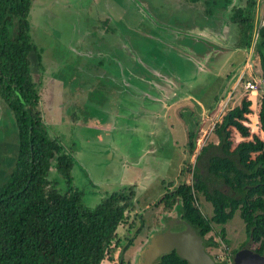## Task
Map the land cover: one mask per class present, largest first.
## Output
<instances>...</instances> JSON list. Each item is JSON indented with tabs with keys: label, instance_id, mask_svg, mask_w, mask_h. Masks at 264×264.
<instances>
[{
	"label": "trees",
	"instance_id": "obj_1",
	"mask_svg": "<svg viewBox=\"0 0 264 264\" xmlns=\"http://www.w3.org/2000/svg\"><path fill=\"white\" fill-rule=\"evenodd\" d=\"M32 1L0 0V100L13 112L19 137L14 167L0 185V264H124V254L139 232L134 235L132 231L139 221H129L136 209V185L109 193L95 207L83 203L82 192L74 182L75 159L50 135L32 74L33 59L41 60L30 35ZM206 3L208 8L220 4L219 0ZM221 5L227 6V0ZM232 20L238 29L235 45L250 46L254 26L251 12L246 16L242 10L233 11ZM255 47L264 78V24L258 28ZM252 105L253 100L246 95L240 104L228 109L214 126L219 143L203 146L197 155L203 167L183 168L192 173V183L183 179L171 188L172 183L156 201L160 207L156 227L161 226L162 216L176 211L204 238L206 249L219 244L215 235L230 244L224 226L239 211L247 240L225 260H219L222 264H229L238 250L250 247L249 243L257 244L253 249L264 255V93L259 110L262 134L249 138ZM188 139V153L192 154L197 148L198 130H191ZM53 159L58 160L57 172L51 177ZM201 169L219 179L229 192L210 188ZM62 179L66 190L61 187ZM201 195L213 205L211 217L198 204ZM215 224L222 229L208 236ZM123 225L128 227L120 235ZM155 264L188 262L174 250Z\"/></svg>",
	"mask_w": 264,
	"mask_h": 264
},
{
	"label": "rangeland",
	"instance_id": "obj_2",
	"mask_svg": "<svg viewBox=\"0 0 264 264\" xmlns=\"http://www.w3.org/2000/svg\"><path fill=\"white\" fill-rule=\"evenodd\" d=\"M62 1L64 0H33L29 15L31 39L39 46L45 59L41 64L33 59L31 64L34 80L42 93L43 114L50 135L57 138L65 146V153L69 152L75 159V168L72 169L74 182L82 192V201L85 205L95 207L109 193L125 186L136 185V209L132 211L129 221L133 219L139 221L135 230H132L134 235L137 231L139 232L136 234L133 246L124 254V264H136L137 254L150 234L160 229L167 221L178 217L176 211L166 214L160 218L161 226L156 227L155 219L160 210L156 201L167 192V188L172 183L174 184L171 188L176 187L183 179L187 183H192V173L187 170L183 171V168L198 164L200 168L203 167L204 162L197 160L199 151L209 143H219L214 126L222 120L228 109L240 104L246 95L253 100L252 109L254 111L249 115L252 134L249 138L262 134L259 110L264 93V83H261L260 90L256 94L247 92L242 86L252 76L262 80L260 78L261 64H257L256 59L258 52L256 47H253L254 52L251 51V53L254 56L250 57L252 59L249 58L247 62L252 66L247 64L245 70L233 74L232 79L230 78L227 82L228 75L236 71L242 64L241 62L246 60L248 55L246 49L218 51L219 54L216 51H213L216 54L204 51L206 55L202 59H197L191 53L188 55L185 50L186 54L181 53L179 56H174L177 66H186L187 73L181 74L183 78L173 75L171 79L173 83L170 86L158 80V87L160 91L167 92L166 96L162 95L156 100L154 96L160 93L156 90L153 91L154 96L146 91V97L140 96L142 90H136V93L124 90L119 96H112L105 92L107 80L104 79V71L97 57L101 53L99 50L103 48L104 39L99 30L103 24H96L95 34L92 35L86 33L87 27L85 26L76 27L72 32L69 26H59L60 29L63 28V31L71 33L67 36V41L57 40L54 47L48 41L41 40L43 33L49 30L53 32L56 21L60 20L59 22L64 23L63 13H67L68 9H65ZM106 1L100 0L97 4H104ZM226 10L229 13V8L222 13L225 14ZM260 22L264 21L259 19L255 22L256 30ZM228 25L234 41L237 38V25L233 22ZM162 32V30L158 32L161 38L163 37ZM52 39L54 42L57 37ZM85 42L91 45L88 50L93 52L86 53L89 55L86 58L88 62L83 65L82 57L79 59L74 49L88 48ZM212 42L225 49L222 41L218 42L213 39ZM55 47L62 50L60 55L59 52L55 54L57 50ZM175 48L181 49L178 46ZM65 59H72V66L69 67L67 63H64ZM63 66L69 67L66 72L69 75L66 79H72L71 82L69 81L70 85L81 87L84 86L85 75L91 79L94 77L93 92H90L93 100H89L93 102V109L87 108L81 101H76L67 119L59 121L49 113L52 103L45 85L50 78L53 79V75L64 71ZM163 78L165 79L166 76H162ZM72 88L71 86L70 89ZM115 97L120 98L117 100ZM109 100L115 101L114 105ZM0 112L1 185L14 167V160L19 149V137L15 116L1 100ZM191 130H198V141L196 150L189 154L187 142ZM237 138L241 139L239 135ZM57 162V159H53L51 177L56 175ZM201 170L207 176L210 188H220L229 192L228 187L219 179L206 173V170ZM61 185L66 190L67 184L64 179ZM198 204L206 216L213 215V205L204 196L199 197ZM127 227L128 225L120 227V235L126 232ZM140 227L142 229L138 230L137 228ZM224 227L225 237L230 241L229 245L215 235L222 229L221 225L215 224L214 230L208 235H215L219 243L210 245L208 249L220 261L229 257L234 249H238L247 240L245 222L239 211ZM248 245L251 248L258 246L255 243ZM106 263L110 264L104 261V264Z\"/></svg>",
	"mask_w": 264,
	"mask_h": 264
},
{
	"label": "flooded vegetation",
	"instance_id": "obj_3",
	"mask_svg": "<svg viewBox=\"0 0 264 264\" xmlns=\"http://www.w3.org/2000/svg\"><path fill=\"white\" fill-rule=\"evenodd\" d=\"M97 1L100 0L62 1L65 9H68L67 13H63L64 23L63 21L59 22L60 20L56 21L52 29L53 32L49 30L43 33L41 40L48 41L54 47L55 41L53 42L52 39L54 37H57L59 41H67V36L79 26L87 27L86 33L92 35L96 31L95 25L103 24L99 29L100 35L104 39L103 48L99 50L101 53L97 57L101 61L104 60L100 67L104 71V79L107 80L105 92L112 93V86L118 90L114 84L118 81L120 84H126V92L136 93V90H142L144 95L140 96L144 97L147 96V93L154 96L153 91L156 90L160 92L154 96L156 100L167 94L166 91H160L159 79L170 86L173 83L171 80L173 75L180 77L183 72L187 73L186 66L176 65L177 61L174 56H179L181 53L186 54L184 53L186 50L188 55L191 53L197 59H202L206 55L204 51L210 52V49L214 47L210 43L213 41L210 37H220L221 30L225 34L229 32V27L225 25L233 22V11L242 10L246 16L251 12L253 16L254 26L251 31L250 46L256 43L253 36V30L257 27L255 22L259 19L264 21V0H227V6L221 5L224 0H219L220 4L213 8H208L206 0H107L104 4H97ZM226 8H229V13L226 10L224 16L222 11ZM210 11H212L211 14ZM167 18L170 21H167ZM263 24L264 22L257 24L258 28ZM29 26L31 33L30 21ZM59 26H69L71 32H65ZM194 28L195 31L189 33ZM215 29H218L219 35L215 34ZM161 30L163 31L162 38L158 33ZM205 30H209L208 35L203 33ZM236 35L238 38L237 27ZM36 46L39 49V46ZM176 46L181 49H176ZM250 46L244 48L247 54ZM55 48H57L55 54L59 52L60 55L59 48ZM234 48L238 47L235 45ZM51 53L53 54L52 50ZM40 54V62L43 63L44 55L42 52ZM248 59L246 57V60L242 61L241 65L239 64V68L228 75L227 82L233 74L245 70ZM107 60H110V63H107ZM105 69H109L110 73L114 72V75L118 76L115 78L113 75L112 78ZM162 76H166V78L162 79ZM109 85H111L112 91L107 89ZM163 89L165 90V88ZM88 90L93 92L92 82L88 84ZM81 102L84 103L83 100ZM207 251L219 262L212 251L209 249Z\"/></svg>",
	"mask_w": 264,
	"mask_h": 264
},
{
	"label": "water",
	"instance_id": "obj_4",
	"mask_svg": "<svg viewBox=\"0 0 264 264\" xmlns=\"http://www.w3.org/2000/svg\"><path fill=\"white\" fill-rule=\"evenodd\" d=\"M194 30L195 28L190 32ZM174 250L188 264H222L212 257L206 249L204 238L190 223L183 220L180 214L150 234L137 254L136 264H155L161 256ZM233 262L264 264V255L246 246L235 253Z\"/></svg>",
	"mask_w": 264,
	"mask_h": 264
},
{
	"label": "crops",
	"instance_id": "obj_5",
	"mask_svg": "<svg viewBox=\"0 0 264 264\" xmlns=\"http://www.w3.org/2000/svg\"><path fill=\"white\" fill-rule=\"evenodd\" d=\"M257 32H258V28H257V30L255 28L253 30V36H254L255 40H256V38L258 36ZM198 33H201V32L198 31ZM203 33L205 35H208L209 34V30H205V32H203ZM215 34L216 35H219L218 29H215ZM210 38H212V39H214V40H216L218 42L219 41H222L224 43V46L223 47H225V49L222 48V47H218L217 44H215L214 42H211L214 45V47L211 49L210 52L216 51L219 54V52H221V51L222 52L223 51L224 52H227V51H231V50L232 51H237L239 49V48H237V49L234 48V46L236 44V42H235L236 40L233 41V37L231 38L230 27H229V32L227 34H225L224 31L221 30L220 37L219 36L218 37L217 36H215V37L212 36ZM55 42H57V39H55ZM89 45L90 44L88 42H85V46H88V48L81 47V48H78V49H74L75 55L79 59L82 57V59H83L82 64L83 65H86V63L88 62V60L86 58L89 55H87L86 53L90 52V50H88V49L90 48L91 45L90 46ZM253 47H255V45L250 46V48L248 49V52H249L248 55H247L248 58L254 56L253 53H251V51L254 52ZM219 48H220V50H219ZM59 50L62 52L61 49H59ZM39 52H41L40 49H39ZM214 54H216V53H214ZM256 57H257L256 59H257V64H258V63H260V56H259V54H257ZM60 58H61V56H60ZM250 59H252V58H250ZM63 61H65L64 63H67V65H69V67L72 66V59H65ZM77 61H78V59H77ZM103 61L104 60H102V61L99 60V63L102 64ZM252 62H254V60H252ZM107 63H110V60H107ZM40 64H41V62H40ZM248 65L250 66V63ZM69 67L66 68V66H63L64 71L63 70H62V72L59 71L60 74L59 73H56L55 75H53L54 76V77H52L53 79L50 78L48 80V83H46V85H45L46 86V89L48 90V94L51 96L50 101L52 103V107L50 108V110H49L50 112L49 113L52 114L53 117L55 119L59 120V121L60 120H63V119H67V117L72 113V111L74 109L73 105H74V103L77 100L78 101L83 100L84 103H85V106L87 108L90 107V109H93V106H92L93 102H91V101L89 102V100H93V99H92V94H90V92L88 90V84H90L91 82H93L92 80H94V77H93V79H91V78H88L87 75H85L84 76L85 82L83 83L84 86H81L80 87L79 85H70L69 84V81L71 82L72 79H68V80L66 79L68 77V75H69V74L68 75L66 74V72H68V70H69L68 69ZM109 69L108 70L105 69V71L109 72L108 75L111 74L110 76H112V78H113L114 72L110 73V70ZM62 73L64 75H66V77ZM114 76L116 78L118 75L115 74ZM109 80H111V79H109ZM114 84H116L118 90H116L112 86V89H113V91H112L111 90V85H109L107 87V89H109L110 91H112V93H109L110 95H112V96H115V95L116 96H119L120 93H123L124 92V90L126 92V89H125L126 88V84H124V83L120 84V82H118V81L115 82ZM71 86L73 87L72 89H70ZM120 90H122V92H120ZM40 95H41V101H42V93H40ZM115 98L118 100L120 97H115ZM109 99H111V98H109ZM109 102L112 105H114V103H115V101L114 102H111L110 100H109ZM166 107H168V109H169V105H167ZM170 108H171V105H170ZM91 172H92V170H91Z\"/></svg>",
	"mask_w": 264,
	"mask_h": 264
},
{
	"label": "built area",
	"instance_id": "obj_6",
	"mask_svg": "<svg viewBox=\"0 0 264 264\" xmlns=\"http://www.w3.org/2000/svg\"><path fill=\"white\" fill-rule=\"evenodd\" d=\"M250 66H252V65L250 64ZM257 75H258V74H257ZM257 75H256V76H257ZM260 78H262V80H258V79H256V77H253V76H252V78L249 79V80H248L246 83H244V85H242V86H244V88H245V90H246L247 92H251L252 94H256V93L260 90V85H261V83H264V78H263L262 74H261V77H260ZM229 264H234L232 258L229 259Z\"/></svg>",
	"mask_w": 264,
	"mask_h": 264
}]
</instances>
